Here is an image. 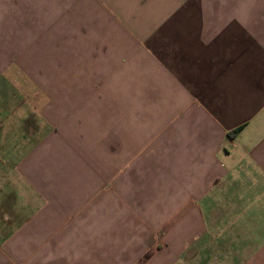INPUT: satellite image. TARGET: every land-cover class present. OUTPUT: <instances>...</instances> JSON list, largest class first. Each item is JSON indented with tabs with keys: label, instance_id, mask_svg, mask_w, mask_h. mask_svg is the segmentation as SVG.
I'll use <instances>...</instances> for the list:
<instances>
[{
	"label": "crops",
	"instance_id": "crops-1",
	"mask_svg": "<svg viewBox=\"0 0 264 264\" xmlns=\"http://www.w3.org/2000/svg\"><path fill=\"white\" fill-rule=\"evenodd\" d=\"M141 1L0 0V264H264V0Z\"/></svg>",
	"mask_w": 264,
	"mask_h": 264
},
{
	"label": "rangeland",
	"instance_id": "rangeland-1",
	"mask_svg": "<svg viewBox=\"0 0 264 264\" xmlns=\"http://www.w3.org/2000/svg\"><path fill=\"white\" fill-rule=\"evenodd\" d=\"M113 4H115L116 1H122V0H111ZM148 1V0H142ZM152 3L147 4L148 7L144 10V15L152 14L154 15L153 20H157V17L164 16V13L169 11L167 9L168 6H172L173 8L177 7L176 10H171V14L174 16H180L182 18H197V17H204L207 15H211L212 11L210 9L205 8L207 3L210 2V0H174L171 2H165V0H150ZM234 2V0H231ZM175 2V3H173ZM212 2V1H211ZM163 3V5H162ZM168 5L165 9L164 7L166 4ZM172 3V4H171ZM144 4V3H143ZM118 6V15H130V12L134 11L129 8H124L125 4H119ZM149 10V12L147 11ZM141 12V10H140ZM134 15H136L134 13ZM137 30H135L136 32ZM14 80L18 82V86H14L12 84V87H9L11 81ZM13 81V82H14ZM6 95L10 96L14 92L16 95L15 101L17 102L18 98H22V111L21 115H14L11 116L10 119L1 120L0 119V150L5 151V148H8L11 153L7 154L5 152L0 151V158H4V160L9 159L12 161H17L19 159V155L12 154L13 149H21L30 147L33 138V134H30L27 132L29 130L28 128H31V119L34 123V125H37V128H45V125L41 123V120L38 119L36 114H40V111L37 110V105L39 107L44 104V98L43 96H40L39 94L34 93V89L29 84L28 79L25 77V75L19 74L15 69H12L10 73L7 75L6 80ZM1 90V89H0ZM11 91V93H10ZM3 93L1 92V95ZM9 94V95H8ZM6 106L8 105V98L6 99ZM5 106V108H6ZM1 107V106H0ZM36 112V113H35ZM19 116V117H18ZM0 118H3L0 116ZM37 120L38 123L36 122ZM4 121V122H3Z\"/></svg>",
	"mask_w": 264,
	"mask_h": 264
},
{
	"label": "trees",
	"instance_id": "trees-1",
	"mask_svg": "<svg viewBox=\"0 0 264 264\" xmlns=\"http://www.w3.org/2000/svg\"><path fill=\"white\" fill-rule=\"evenodd\" d=\"M239 131H240V129H237V130L233 131V132L230 134V136H234V135H236Z\"/></svg>",
	"mask_w": 264,
	"mask_h": 264
}]
</instances>
